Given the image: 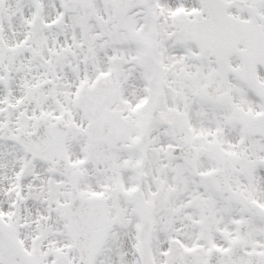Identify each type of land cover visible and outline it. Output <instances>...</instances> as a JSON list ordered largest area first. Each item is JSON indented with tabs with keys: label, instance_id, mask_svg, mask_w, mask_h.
Returning a JSON list of instances; mask_svg holds the SVG:
<instances>
[{
	"label": "snow or ice",
	"instance_id": "obj_1",
	"mask_svg": "<svg viewBox=\"0 0 264 264\" xmlns=\"http://www.w3.org/2000/svg\"><path fill=\"white\" fill-rule=\"evenodd\" d=\"M0 264H264V0H0Z\"/></svg>",
	"mask_w": 264,
	"mask_h": 264
}]
</instances>
